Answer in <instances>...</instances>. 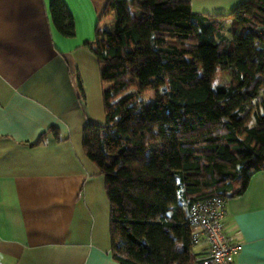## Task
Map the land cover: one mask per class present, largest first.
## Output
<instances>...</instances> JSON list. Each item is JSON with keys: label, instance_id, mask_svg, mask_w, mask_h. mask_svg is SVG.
Wrapping results in <instances>:
<instances>
[{"label": "trees", "instance_id": "16d2710c", "mask_svg": "<svg viewBox=\"0 0 264 264\" xmlns=\"http://www.w3.org/2000/svg\"><path fill=\"white\" fill-rule=\"evenodd\" d=\"M49 11L75 35L64 0ZM229 15L107 0L99 21L112 25L84 43L101 65L105 121L87 123L82 144L105 179L119 264H197L193 203L240 194L264 169V0Z\"/></svg>", "mask_w": 264, "mask_h": 264}, {"label": "crops", "instance_id": "0c3cea01", "mask_svg": "<svg viewBox=\"0 0 264 264\" xmlns=\"http://www.w3.org/2000/svg\"><path fill=\"white\" fill-rule=\"evenodd\" d=\"M50 1L0 0V264H119L105 179L82 144L84 126L105 121L101 65L84 43L112 25L99 21L107 0H64L72 37L53 25ZM188 1L228 25L246 0ZM225 209L224 232L242 245L230 263L264 264V169ZM193 231L200 259L208 242Z\"/></svg>", "mask_w": 264, "mask_h": 264}, {"label": "built area", "instance_id": "2783aa9c", "mask_svg": "<svg viewBox=\"0 0 264 264\" xmlns=\"http://www.w3.org/2000/svg\"><path fill=\"white\" fill-rule=\"evenodd\" d=\"M225 213V199L220 196L198 200L191 206L192 228H201L208 242V253L197 264H231L230 256L242 249V245L230 241L224 232Z\"/></svg>", "mask_w": 264, "mask_h": 264}, {"label": "rangeland", "instance_id": "374dc122", "mask_svg": "<svg viewBox=\"0 0 264 264\" xmlns=\"http://www.w3.org/2000/svg\"><path fill=\"white\" fill-rule=\"evenodd\" d=\"M222 80H228V77L227 76H223L222 77ZM150 98L153 96V93L152 92H149V95H148Z\"/></svg>", "mask_w": 264, "mask_h": 264}]
</instances>
